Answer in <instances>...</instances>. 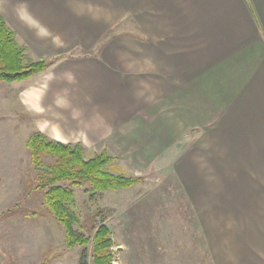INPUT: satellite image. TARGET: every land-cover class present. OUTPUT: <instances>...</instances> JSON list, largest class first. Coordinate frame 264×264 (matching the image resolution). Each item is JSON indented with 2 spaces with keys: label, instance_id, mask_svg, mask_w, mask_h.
<instances>
[{
  "label": "crops",
  "instance_id": "crops-1",
  "mask_svg": "<svg viewBox=\"0 0 264 264\" xmlns=\"http://www.w3.org/2000/svg\"><path fill=\"white\" fill-rule=\"evenodd\" d=\"M0 12L32 60L65 56L21 93L48 120L39 131L87 158L106 150L115 175H169L211 264H264V0H0Z\"/></svg>",
  "mask_w": 264,
  "mask_h": 264
},
{
  "label": "rangeland",
  "instance_id": "rangeland-1",
  "mask_svg": "<svg viewBox=\"0 0 264 264\" xmlns=\"http://www.w3.org/2000/svg\"><path fill=\"white\" fill-rule=\"evenodd\" d=\"M26 81H0V264H79L85 248L66 247L64 229L45 206L43 192L33 189L38 173L26 145L48 120L27 110L31 93L21 94ZM44 161L53 163L50 158ZM124 177H140L143 182L133 189L96 194L73 188L75 230L92 238L97 227L108 226L114 243L112 264H211L171 177L154 170L147 182L145 175ZM86 248L87 262L93 264L92 243Z\"/></svg>",
  "mask_w": 264,
  "mask_h": 264
},
{
  "label": "trees",
  "instance_id": "trees-1",
  "mask_svg": "<svg viewBox=\"0 0 264 264\" xmlns=\"http://www.w3.org/2000/svg\"><path fill=\"white\" fill-rule=\"evenodd\" d=\"M26 55V47L19 44L16 31L0 12V81L29 80L45 73L65 57L28 61ZM26 147L30 151L31 165L38 173L33 189L43 192L45 206L64 229L66 247H84L79 264H88L86 247L92 243L93 264H112L114 243L108 226L97 227L92 238L75 230L78 218L71 209L73 188H84L91 194L117 191L131 188L143 182V178L116 176L107 171L115 158L106 151L88 159L82 144L63 143L39 130L30 136ZM45 158L53 159V163L46 165Z\"/></svg>",
  "mask_w": 264,
  "mask_h": 264
}]
</instances>
